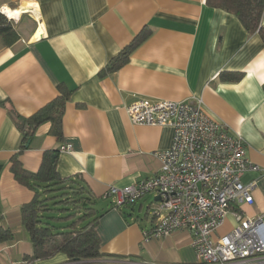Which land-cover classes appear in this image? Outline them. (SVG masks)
I'll use <instances>...</instances> for the list:
<instances>
[{
    "label": "crops",
    "instance_id": "1",
    "mask_svg": "<svg viewBox=\"0 0 264 264\" xmlns=\"http://www.w3.org/2000/svg\"><path fill=\"white\" fill-rule=\"evenodd\" d=\"M5 8L20 13L14 22L19 40L9 47L0 43V228L12 235L0 244V264H27L24 257L32 253L21 208L34 193L14 179L12 159L37 173L53 151L60 177H78L93 200L102 253L130 257L134 264L195 263L186 231L142 244V232L153 224L151 195L121 210L103 198L110 187L154 178L160 167L155 153L171 145V128L129 121L124 106L136 98L201 99L210 116L241 137L247 159L260 170L242 178L254 181L255 190L253 203L241 210L264 225V42L257 33L206 0H0V13ZM144 29L151 34L128 63L100 78L108 61ZM226 73L241 79L223 81ZM59 85L74 90L64 110L62 140L45 123L22 150L9 111L29 118L57 96ZM67 144L72 153H59ZM234 225L229 214L215 236ZM65 261L57 254L34 264Z\"/></svg>",
    "mask_w": 264,
    "mask_h": 264
},
{
    "label": "built area",
    "instance_id": "2",
    "mask_svg": "<svg viewBox=\"0 0 264 264\" xmlns=\"http://www.w3.org/2000/svg\"><path fill=\"white\" fill-rule=\"evenodd\" d=\"M124 111L133 125L172 129L169 149L155 153L160 167L154 178L110 187L103 196L112 199L116 210L153 196V224L142 232L143 242L186 231L194 264H264V225L241 210L253 203L255 190L254 181L244 183L242 178L260 171L247 159L242 138L210 116L201 99L136 98ZM58 152L71 154L72 147L62 145ZM229 214L235 225L229 233L215 236Z\"/></svg>",
    "mask_w": 264,
    "mask_h": 264
},
{
    "label": "trees",
    "instance_id": "3",
    "mask_svg": "<svg viewBox=\"0 0 264 264\" xmlns=\"http://www.w3.org/2000/svg\"><path fill=\"white\" fill-rule=\"evenodd\" d=\"M206 5L234 15L248 33H257L264 42V28L261 26L264 0H206ZM150 34L148 29L141 31L108 61L98 76L103 78L124 67L132 52ZM18 40L19 35L13 21L0 13L1 45L9 47ZM221 79L238 82L241 75L226 73L222 74ZM57 91L58 94L52 101L29 118L20 117L13 110L9 111L22 135V150L26 148L28 140L34 136L36 130L45 123L50 124V133L59 142L62 140L64 110L74 90L59 85ZM53 154L56 155L57 151L44 155L37 173L26 172L17 157L11 162L10 170L16 182L34 193L32 200L21 208V224L32 246L31 255L24 257L26 263L34 264L38 260H47L61 254L66 257L65 264H134L130 257L101 252L100 238L96 232L100 216L93 207V200L78 177H60L55 162H51ZM58 193L63 197L56 202ZM11 238L9 230L0 228V244L10 241Z\"/></svg>",
    "mask_w": 264,
    "mask_h": 264
},
{
    "label": "bare ground",
    "instance_id": "4",
    "mask_svg": "<svg viewBox=\"0 0 264 264\" xmlns=\"http://www.w3.org/2000/svg\"><path fill=\"white\" fill-rule=\"evenodd\" d=\"M2 13L6 16V17H8L9 19H13V20H18L17 19V17H18V15H19V11H12V10H10V9H3L2 10ZM22 14V13H21Z\"/></svg>",
    "mask_w": 264,
    "mask_h": 264
},
{
    "label": "rangeland",
    "instance_id": "5",
    "mask_svg": "<svg viewBox=\"0 0 264 264\" xmlns=\"http://www.w3.org/2000/svg\"><path fill=\"white\" fill-rule=\"evenodd\" d=\"M56 195L58 196V198H56L55 201H56V202L61 201V199H62L61 197H63V196H59V195H61V193H60V194L58 193V194H56ZM152 200H153V196H152ZM49 205H51V203H50ZM57 208H59V206H58ZM142 244H143V245H146L147 243H144V242H143V239H142Z\"/></svg>",
    "mask_w": 264,
    "mask_h": 264
},
{
    "label": "water",
    "instance_id": "6",
    "mask_svg": "<svg viewBox=\"0 0 264 264\" xmlns=\"http://www.w3.org/2000/svg\"><path fill=\"white\" fill-rule=\"evenodd\" d=\"M54 160H55V155H53V156L51 157V162H54Z\"/></svg>",
    "mask_w": 264,
    "mask_h": 264
}]
</instances>
